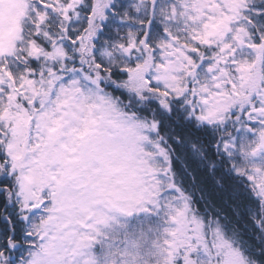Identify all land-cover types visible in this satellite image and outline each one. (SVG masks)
<instances>
[{
    "label": "snow or ice",
    "instance_id": "obj_1",
    "mask_svg": "<svg viewBox=\"0 0 264 264\" xmlns=\"http://www.w3.org/2000/svg\"><path fill=\"white\" fill-rule=\"evenodd\" d=\"M0 264H264V0H0Z\"/></svg>",
    "mask_w": 264,
    "mask_h": 264
}]
</instances>
